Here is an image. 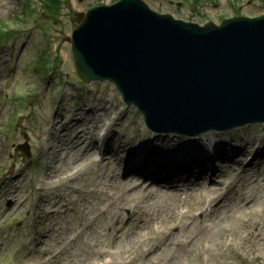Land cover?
<instances>
[{
    "label": "rangeland",
    "instance_id": "1",
    "mask_svg": "<svg viewBox=\"0 0 264 264\" xmlns=\"http://www.w3.org/2000/svg\"><path fill=\"white\" fill-rule=\"evenodd\" d=\"M41 1L43 3L49 2V0ZM113 1L114 0H65V10L61 20V17L58 15L49 13L47 8H43L44 11L42 13L40 10H37L34 13V20L37 22V24H34L33 27L40 25L42 39L45 40L43 48L39 50V55L42 57L44 54H49L51 52L50 48L52 46V44H50V40L54 39H51V37L59 35L58 39L61 44L57 42V39L54 40L57 45H55L53 58L58 56V59L61 60V75L63 76L64 74H69L72 81L70 80V82L63 87L58 99L55 101L49 97L51 92L47 94L48 90L43 91L41 93L42 95L39 94L26 98L29 101L28 103H31V107L21 108L23 119L19 120V122H17L14 116L10 100L15 95H22L17 93L13 94L12 96L9 95L10 92L14 91L15 89L23 93L25 89L29 91H38L39 85H37V82L39 79L37 74L32 71V67L34 66L35 62L32 65L31 62L34 57H37L36 48L40 46L39 35H37V32H35L34 37L30 38L28 35L21 33L20 35L18 34L19 37L14 42L9 41L6 45L0 46V177H3L4 175L8 176L11 166L20 162L19 155L15 154L16 152L14 153L15 146L24 143L25 139L30 137H32L36 143L49 138L50 133L48 130L51 129L50 123L53 122L52 120L56 117L52 112V106H54V103L57 109L62 107L63 112L65 115H67V121L70 119L72 120L77 116H82L83 111L79 112L80 109L90 108L89 105H83L84 107L79 105L80 97L77 92L82 89V87L76 78L71 60L70 46L68 41H65V39L66 37L70 36L71 30L77 24V13L85 12L97 5H108ZM193 1L194 0H189V3L186 0H146V3L153 11H156L157 13L171 14L177 19L197 22L213 21L218 23L223 18H230L235 15L256 17L264 13L262 0H253L251 1V5L248 3L247 5L245 4L247 0H239L240 8L233 7L231 5V0H217L215 3H203L201 6L202 10H200L202 16H200V18L195 14L198 11L194 10L195 6L192 4ZM177 2L181 3L180 7L177 5ZM19 3V0H0V22L5 21L13 26L12 22H14L16 17L22 12V6ZM30 4H32V0H27L26 5ZM31 8L34 9V5H32ZM26 17H30V12L28 10ZM17 25L18 23H16V26ZM62 25L63 28H60ZM52 91H54V88ZM84 93L88 97L89 102H91L90 105L95 108L97 107L98 110L100 109V114H98L96 117L101 115V118L99 117L97 120L102 122L108 119L109 122L107 123V128L111 127L114 122L116 123L115 125L120 124V127H114V131L116 132L117 136H130L132 133L134 136L136 130L142 127L140 124L142 121V116L136 111L134 112V109H126L121 114L122 110L120 107H116L117 113L115 114L112 112L114 110H111V112L114 114L110 113V107L114 105V101L117 96L112 85L106 83H95L85 90ZM64 107L66 110H64ZM103 108H109L105 115L101 111ZM76 114L77 116L73 117ZM11 123L14 125H12L13 128L8 125ZM75 127L78 126L75 125ZM88 127H90L89 121L86 124L84 122V127L82 129H87ZM119 131L123 132L120 134ZM58 132L59 127L56 129V135ZM263 132L264 126L262 125L245 126L244 128L241 127L233 131L226 132L220 136L217 135L218 137H212V142H215L217 139L221 145L224 143H230L240 147H242V145L249 147L255 140L261 138L259 134ZM9 133H11L10 137ZM170 135L173 136L175 142L180 141L178 138L181 136L175 134ZM73 137L74 135H70L69 140H72ZM203 139L205 141L207 140L205 137ZM147 140L148 137L144 139L145 142ZM65 144L68 146L67 148L71 147L69 143L65 142ZM58 148L51 150L52 152H48L44 142L41 143L40 150L38 151L39 156L35 159L33 165H25L26 168H22L25 171L21 175L20 182L13 181L12 183V180H6L5 177L2 178L0 181L1 228L2 217L5 219L4 216L9 213H4V203L8 197H10L14 192H19L20 196L25 195L29 189H33V186H31V180L33 179V184H35L38 182V178L41 176L46 177L48 173H50L51 168H57L58 170L62 169L63 171V168L69 161L63 158V155L57 154ZM79 154L86 158L82 160L80 155L77 156V154L75 155V153H72V155H75L82 162V165L84 164L82 172L79 171L78 173L80 178L76 183L73 184V186L83 198L86 194H83L85 192L82 191H86L87 188L94 184L101 183V185H104V183L107 182L109 174L114 171V165L103 164L100 167L98 162H94L98 161L97 157L89 159L84 155L83 152H79ZM57 161L59 163L56 166L55 164ZM92 162H94L95 165H93ZM262 171H264V168H262ZM256 179L264 180L263 177H256ZM15 183L19 186V190H17ZM96 188V185L92 187L93 190ZM20 192L22 193L20 194ZM248 192H252V194L257 197H259L261 194L264 196V186L256 184L246 186L245 183L242 182L241 185L237 187L236 194L230 195L231 198L225 199L223 203V206L227 207L229 201L233 200V205H236V210H232L228 206L224 211L217 212L213 218L214 227H211L209 230H203L202 228V222L208 225V223L205 222L204 216L201 215L202 213L194 211V215L197 216L196 220L198 221L196 224L199 225H188L177 228L176 231L168 235L167 242H173V244L169 246L165 254L166 256L169 254L172 257V261L156 263L143 262V264H264V252H262L264 249L257 247L256 239L252 238V234H255L254 227L251 229H246L243 227V223L248 220L250 223H260L258 225H263L264 213H261V211L264 209V203L257 199L251 206L245 207V200L249 199L247 197ZM258 192H260V194ZM38 195L40 197V203L38 209L36 210L35 216L33 219L26 221L25 223L27 226L32 225L31 229L29 230L31 231L29 237L26 239L27 244L25 247L27 250L22 252L21 256H15L17 245L22 236L19 237L15 233L18 230L15 225L12 226L15 228L14 233H12L11 230L5 231L6 228H2L0 230V264H3L4 260H9V258L15 260L17 257H20L22 261L29 259L41 261L39 253H41L42 250H55L70 232H72L75 228L83 226L84 223L77 221L74 219L73 214L69 213L68 216L63 218L69 227L67 229H61L60 242L56 246L55 240L57 239V230L55 224H57V219L46 216L44 217L43 221L39 220V207L41 206L42 197L41 194ZM57 195L60 196V193H57ZM96 197L97 195H95V198ZM75 199H78V197H75ZM162 200V197L156 199L154 204L156 203L157 206L150 209V211L155 212L158 210ZM188 200L191 208L198 205L199 203V201H197L196 195H193L192 198ZM89 201H93V205L89 209V212L93 213L99 207L100 202H98V200H94V197H90ZM164 204H166V201ZM169 204L170 202L167 205ZM166 206L161 208L160 212L164 214V220L167 222V225L175 228L178 227L181 222L186 224V219H181L179 215L175 217V220L174 218L170 220L172 214H170L169 208H165ZM48 208H50V206ZM143 213H147V209L142 210L141 214ZM254 213L259 214L252 219V215ZM146 222L148 223L146 230H149L150 221L146 218L142 223V226L137 228L138 223L135 218V221L125 229V235L131 233L132 231H135V233L139 235L144 229ZM102 223V221H99L94 225V229L87 230L77 242L72 244V246L63 254L62 257L60 256L58 259L52 260L50 264L87 263L82 261L78 262L77 260L85 257L88 252H90V255L87 258L90 259L94 256V252L98 247L100 237L104 232ZM61 226H63V224ZM96 230L99 232L97 236ZM230 235L235 237L234 244L242 242V239L244 238L247 240V242L244 245L239 244L240 246H229L231 240ZM31 239L35 241L32 243ZM148 239L149 242L144 244H129L125 241H122L119 242V247L121 248L122 252H131L136 256L139 254L141 255L144 251V246L150 250L149 244H151L152 247V245H154L156 242H159L155 235H149ZM159 239H161V237ZM88 243H91L93 246L88 245ZM206 244H208L210 246L209 248L211 249L207 248L205 246ZM260 246L264 248V243H261ZM10 263L11 262H7V264ZM12 264H15V262H12Z\"/></svg>",
    "mask_w": 264,
    "mask_h": 264
},
{
    "label": "water",
    "instance_id": "2",
    "mask_svg": "<svg viewBox=\"0 0 264 264\" xmlns=\"http://www.w3.org/2000/svg\"><path fill=\"white\" fill-rule=\"evenodd\" d=\"M141 4L137 0H124L115 9L88 14L86 22L90 32L81 34V39L86 43L92 41L94 47L106 41L109 50L101 59H94L91 74H86L116 82L128 98L147 112L158 109L161 114L166 111L174 120L209 122L206 130L216 128V124L227 115L239 113L241 109L227 100L238 78L232 68L243 69L253 59L260 60V67L264 68V18L246 21L242 28L236 27L228 44L230 60L227 56L223 67L218 65L214 77L208 75L201 92L194 95L201 75L198 71L189 72L188 65L197 62L187 41L190 36L194 38L197 30L190 25L172 22L163 25L167 31L155 40L157 25L167 18L153 17ZM130 15L151 25V32L146 36L149 40L137 61L120 53L123 51V30L129 24ZM97 21L99 25L95 28L92 25Z\"/></svg>",
    "mask_w": 264,
    "mask_h": 264
},
{
    "label": "bare ground",
    "instance_id": "3",
    "mask_svg": "<svg viewBox=\"0 0 264 264\" xmlns=\"http://www.w3.org/2000/svg\"><path fill=\"white\" fill-rule=\"evenodd\" d=\"M109 135V133L107 134ZM150 135V134H149ZM169 138L165 137L164 135H156L155 137L149 138V141L144 145L146 149L143 151L145 157L141 156L139 158V161L128 164L126 168H129L133 165H142V169L139 171L140 173L136 172V168L132 167L130 169H126V174L128 176H131V178L123 177V182L128 183V185L134 184V187L132 189V192L135 193H147L149 197H156L159 193H161L163 190L166 191H174L170 194H167L166 192H162L164 196H171V202L173 201L172 205H177L178 199L181 198L182 191H177L180 188V184L190 183V177L193 175H198V179L195 182L190 183V187H199L200 182H204L206 179V167H207V161L205 158L201 157L199 160H196V162L192 163L191 165L185 164L182 167L183 158L190 153V150L192 146L190 144L186 145H180V144H174L173 139L171 135L168 136ZM170 139V140H166ZM110 142L111 145L114 147V151L116 154H126L127 156L130 154L131 148H135V146L132 144V141L129 142H122L121 139L113 137L111 134L110 136ZM94 143V142H93ZM207 143V142H206ZM206 143L202 142L201 145H203L204 152H206L209 148ZM129 144H132L128 147V150L126 152L125 147ZM208 144V143H207ZM215 147V146H214ZM239 147L231 145L229 143H225L220 148H215V154L217 160H222L226 156H232L240 151V153L246 151L248 149V146H243V149H238ZM96 148L92 147V145H89L87 152H93ZM210 152V150H208ZM229 152V153H227ZM264 144L256 148L255 154L257 156H261V159L264 158ZM254 154V155H255ZM99 157L103 160H109L110 163L114 164L116 168L120 166V162L123 161L125 157L118 158L116 155L112 154L111 152H100ZM259 158V157H258ZM245 159H247V156H245ZM257 158H253L255 160ZM184 160H187L185 158ZM191 160V159H190ZM189 162V160L187 161ZM151 165V167H150ZM236 166L242 167L241 163H238ZM71 171V170H70ZM137 174H140L137 176ZM176 174L180 175L179 179H175ZM216 175L212 176L215 177ZM143 180H145L143 182ZM148 180V181H147ZM160 182V183H159ZM139 183V184H138ZM217 186V182L212 181L211 187L212 189ZM191 189V188H190ZM191 190H188L190 192ZM260 193V192H258ZM174 199V200H173ZM259 200L262 202L264 200V196L262 194L259 197ZM232 201H230L229 206L231 205ZM221 204V202H217L214 204V201L210 202L208 206L201 203L200 208L205 215V219H213V212L214 210ZM264 205V204H263ZM156 217V215H154ZM255 217V215H254ZM259 224V223H258ZM258 224H250L249 222L243 223V227L246 229H251L254 227V232L257 233L256 239L257 244L264 243V223L263 225ZM209 229V227H206ZM143 239L140 236H137V234L133 233L130 237L129 244H138ZM247 240L244 238L242 239V242L239 244L244 245L246 244ZM171 244H168L166 247H169ZM85 260H88L89 258L84 257ZM81 258L78 262H80ZM148 261V258L146 259Z\"/></svg>",
    "mask_w": 264,
    "mask_h": 264
}]
</instances>
